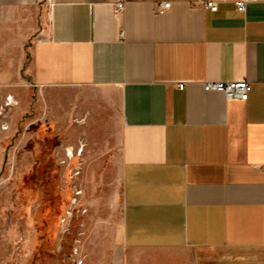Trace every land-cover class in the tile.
<instances>
[{"label":"crops","instance_id":"obj_1","mask_svg":"<svg viewBox=\"0 0 264 264\" xmlns=\"http://www.w3.org/2000/svg\"><path fill=\"white\" fill-rule=\"evenodd\" d=\"M113 1L0 0V66L116 167L113 264H264V0Z\"/></svg>","mask_w":264,"mask_h":264},{"label":"rangeland","instance_id":"obj_2","mask_svg":"<svg viewBox=\"0 0 264 264\" xmlns=\"http://www.w3.org/2000/svg\"><path fill=\"white\" fill-rule=\"evenodd\" d=\"M10 72L0 66V107L9 108L0 117V166L9 144L0 173V264H113L107 201L118 182L110 155L91 151L79 126L55 130L39 121L28 75L21 82ZM93 154L96 173L81 172Z\"/></svg>","mask_w":264,"mask_h":264},{"label":"built area","instance_id":"obj_3","mask_svg":"<svg viewBox=\"0 0 264 264\" xmlns=\"http://www.w3.org/2000/svg\"><path fill=\"white\" fill-rule=\"evenodd\" d=\"M193 5H203L205 8L211 9L213 11L218 9L217 0H191ZM237 9L244 11L246 8L245 0H236L235 1ZM126 0H114L113 6L115 11H121L125 8ZM171 6V1L164 0L156 2V9L159 12H164ZM185 82H179L178 85L180 88L185 87ZM203 86L208 90H221L224 91L227 97H236L242 100H246L249 97V92L251 90L252 84L246 78L233 79V80H206L203 81ZM3 109L9 110L7 106H4Z\"/></svg>","mask_w":264,"mask_h":264},{"label":"flooded vegetation","instance_id":"obj_4","mask_svg":"<svg viewBox=\"0 0 264 264\" xmlns=\"http://www.w3.org/2000/svg\"><path fill=\"white\" fill-rule=\"evenodd\" d=\"M9 113V110H4L3 107H0V117H6ZM2 128H7V126L2 125ZM9 144L4 148V152H3V161L2 164L0 166V173H2L5 169L6 166V161H7V148H8Z\"/></svg>","mask_w":264,"mask_h":264}]
</instances>
